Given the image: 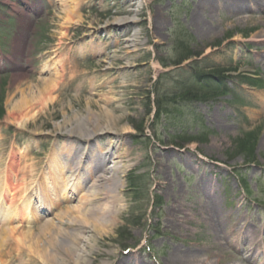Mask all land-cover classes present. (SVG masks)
I'll list each match as a JSON object with an SVG mask.
<instances>
[{"label":"rangeland","instance_id":"obj_1","mask_svg":"<svg viewBox=\"0 0 264 264\" xmlns=\"http://www.w3.org/2000/svg\"><path fill=\"white\" fill-rule=\"evenodd\" d=\"M124 1L0 0V194L11 184L0 206L13 205L0 217V264H183L177 255L192 249L199 264H264V11L237 13L223 0ZM128 20L137 23L124 36ZM181 49L192 55L178 64ZM63 69L54 101L36 99L24 125L8 120L22 94L60 81ZM216 73L228 95L188 96L199 80L217 86ZM245 134L257 137L253 163L238 150ZM80 146L79 161L89 149L120 155L107 164L119 169L112 192L99 171L83 184L75 167L65 176L51 169L54 151L67 161ZM24 192L51 209L25 218ZM96 192L101 202L91 206H112L115 217L83 229L74 208ZM39 239L53 240L49 260L29 247L43 248ZM128 246L138 247L125 254Z\"/></svg>","mask_w":264,"mask_h":264},{"label":"bare ground","instance_id":"obj_2","mask_svg":"<svg viewBox=\"0 0 264 264\" xmlns=\"http://www.w3.org/2000/svg\"><path fill=\"white\" fill-rule=\"evenodd\" d=\"M258 1L259 0H223V2H225L230 9H232V10L234 9V11H236L237 13H241V14L246 13V12H254L257 10H259V11L263 10L264 11V6ZM128 2H130L132 5H134L136 1L135 0H125L124 4H127ZM198 6L201 10L199 12H203L202 9H204L205 6H203L202 1L199 2ZM200 6H203V7H200ZM140 11L141 10L139 9V10L129 11V12H134L136 15H139ZM67 12H69V11H67ZM131 23H137V22H135V20H128V21H122L119 24L120 25L119 29H121L122 31L124 30V32H125L122 35L125 36V35L129 34V31L132 27ZM60 45L62 46L63 43L60 42L59 46ZM58 49L59 48L52 49L51 51L49 50V51H47V53H49V54L54 53V55L52 56V58L54 59L55 58V51ZM51 70H52V67H51ZM60 77H61L60 81H59V77L57 78V75L55 76V79H53V80L52 79L41 80V83L44 87L38 90V92H37L38 94L36 92H33L31 94H28V93L22 94L21 99L18 100L17 102H14L13 106L11 107L9 115L7 116L8 120H12L11 118L14 117L13 119H16L17 121H19V123L21 125H24V124H26V122H28L29 117H30V115H29L30 111L29 112L27 111L26 113L24 111V109H26V107L28 108V107L34 106L36 104V103H34L36 101V99H37V101H40L39 102L40 104H42V103L45 104L51 98L54 101L53 93L55 91H57V89H61V83H63V81L66 80V78H67L65 70L62 71ZM37 97H39V98H37ZM18 112H20L21 116H23L22 120H20L16 117V113H18ZM101 134L103 135L105 133H101ZM91 140L93 141V137H91L89 139V142H91ZM113 149H116V147L113 146ZM79 153H81V146L78 148L77 147L73 148L72 151L70 149V153L68 152L67 154L64 155V158L67 157V161H65V160L62 161V160H59L57 153L54 151L49 156V159H48V161L52 162V168L51 169H53L54 171H56L58 169L59 171H61V175L65 176L66 173L65 172L63 173V171H71V169H73L75 167L76 172L78 171L77 169L80 170L79 173L77 174L76 179L78 182L83 181V184L88 182V180L91 179L92 177H94V175L97 174V171H99V173H102V174L98 175V177H97L98 182H101L105 179L106 182L109 183L107 185V190H109V192H112L110 179L113 178L115 174H118L119 169L116 168L114 170V172H111V170L107 169V164L109 162L115 163L117 158L118 159L121 158L120 155H116V153L115 152L112 153V151L106 152L103 149L102 150L98 149L97 153L92 155V150L89 149V151H88L89 155L86 156V159H88L89 161L85 162L82 159L83 156H81L80 161L77 160ZM90 166H92V167L90 168ZM106 172L110 174L109 177H107V178L104 175V173H106ZM61 178L63 180H65V177L61 176ZM5 184H6L5 189H4L5 191H3L0 194V205H1V203H3L2 200H3L4 196H5L4 199H6L5 194L7 193V191L11 189V184H10L9 180H7L5 182ZM24 188H27V187L24 186ZM72 189H73L72 186L69 187V183L66 182V188L64 189V192L68 193ZM76 191H74L75 196L77 195ZM25 192H24V195H22V197H20L19 203H20V205H23L22 211L25 215V218L30 219V217H33L34 215L37 216V212L41 208H39L37 210L32 208L31 204H28L29 203V200L27 201L28 194ZM99 195H100L99 192L93 193L90 196L86 195V197L83 198V201H81L79 208H74L75 211L77 213H79V215L82 216V220H83L82 221L76 217V219L74 221L76 223L81 222V224H82L81 226L85 225L84 227H82L83 229L85 227H87L86 224H92L94 226V228L96 227L100 231L101 227L104 226L105 222H109L115 217V214L112 212V209H113L112 206H107V205L106 206L105 205L104 206L103 205L102 206L97 205V207L91 206L89 201L92 202L93 200L96 199V201L101 202V198ZM67 197L70 198L69 194L67 195ZM39 202H40L39 203L40 205H42V204L45 205V206H40L43 209L46 207V210H48L51 207V202L46 203L45 199L43 200V202L40 199ZM53 202L54 203H52V204H55V201H53ZM208 203H206L204 206L202 205V209H204L202 213L206 214L207 218H209L211 221L212 220L214 221L213 225L216 228L218 226L217 223L219 222V218H216L217 215L214 211V208H211ZM12 207H13V205H12V203H10L9 207H8L10 209H8V212H5L7 209L5 208V210H4V208H2L0 206V217L4 216L6 218L8 213L11 212ZM82 222H84L85 224H83ZM238 222H240V221H238ZM238 222H237V224H238ZM49 224H50V222L47 225H49ZM46 228L47 227H45L43 230H41L39 235H45V233L47 232ZM250 228L251 227H249V229L245 230V233H244L245 238L250 237L251 231H253V233L255 232L256 228L255 229H250ZM43 231H44V233H43ZM235 231H236V228H233V226H231V230L228 231L227 235L230 236L231 235L230 233H234ZM2 232L3 231L0 230L1 234H2ZM10 232L14 234L16 232V228H11ZM219 233H220V230L217 229V234H218L219 238L222 239V237H220L221 235ZM24 234L25 233L20 232V233H18L17 237L22 240L24 238L23 237ZM28 234H31V233H28ZM27 237H28V235H25V238H27ZM19 239H16L17 244L20 242ZM227 240H228V243H230L228 238H227ZM39 241H40V243L42 242L43 248H41V249L36 248L34 246V244H31L29 247L35 249L36 252L39 253V255L41 256V258H44L45 260H49L50 259L49 253L51 252L50 250H52V249H50L51 248L50 244L52 243L53 240L51 242H49L47 245H45V242H43V240L41 241L39 239ZM4 243H5V240H2L0 243V251L1 252L3 250L1 248V246ZM37 243L40 244L39 242H37ZM252 243L255 244L256 242L252 241ZM180 255L181 256L177 255L178 257H180V260H179L180 262H184L185 264H199V259H200L199 257L201 256L199 251L197 252L194 249L189 250V251H181ZM1 259H2V264H8V261L6 259H4V257ZM131 260L134 261L133 259H131ZM217 261L220 263L219 259ZM125 262H126V264H130V263H128L129 260L125 261ZM54 264H55V261H54ZM134 264H136V263H134Z\"/></svg>","mask_w":264,"mask_h":264},{"label":"trees","instance_id":"obj_3","mask_svg":"<svg viewBox=\"0 0 264 264\" xmlns=\"http://www.w3.org/2000/svg\"><path fill=\"white\" fill-rule=\"evenodd\" d=\"M229 37H232V36H229ZM181 50H182V52L180 53V56L177 58V61H175V63H178V64L182 63V62H184V60L188 59L192 55V53H190L188 51L184 52L183 49H181ZM195 54L200 55V53H195ZM209 77L216 78V79L218 78V80H217L218 85L217 86H216V84L212 85L211 88L208 89L209 85L207 84V82H206V84L201 85L202 84L201 80H199L198 84H200L201 89H197V88L193 87L194 89H192L188 92V96L190 93H192V91H193V93L197 92L195 95V98L199 97L200 94L205 95L204 97H207V96L216 97L217 95H220V94H228L229 90L226 88V84L224 83L223 74L216 73V74L210 75ZM205 89H206V92L204 91ZM1 115H3V113ZM249 139L251 140V138H249V135L245 134V136L243 138H241V140H239L241 143L238 144V150L240 152L241 151L244 152L246 155H249V156H247V161H246L247 163H253V161H255V158H254L255 156H254V153L252 152L253 147L251 148L249 145V143H250ZM251 141L256 142L257 137L252 138ZM250 152L252 154H250Z\"/></svg>","mask_w":264,"mask_h":264}]
</instances>
